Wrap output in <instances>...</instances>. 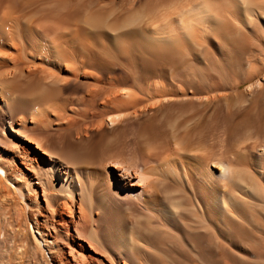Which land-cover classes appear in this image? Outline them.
Listing matches in <instances>:
<instances>
[{"label":"bare ground","instance_id":"bare-ground-1","mask_svg":"<svg viewBox=\"0 0 264 264\" xmlns=\"http://www.w3.org/2000/svg\"><path fill=\"white\" fill-rule=\"evenodd\" d=\"M255 1L0 0V264H128L119 258L132 252L140 232L151 233L150 220L175 223L187 207L180 189L166 181L182 180L181 164L194 165L202 186L214 193L237 183L242 195L259 197L254 185L246 186L245 170L227 158L208 162L203 148L178 136L175 116L165 119L168 150L144 161L108 156L88 183L80 167L65 162L52 143L68 135L80 142L176 102L222 100L224 92L197 95L183 87L152 88L143 100L119 79L103 76L101 69L130 52L147 57L204 42L216 46L225 39L234 41L237 23L260 20L263 11L258 8L264 6ZM261 87L264 74L245 91L251 94ZM15 107L20 111L13 113ZM240 196L216 194L214 209L222 217L236 213ZM96 198L104 208L113 201L128 209L134 202L145 211L140 218L124 213L117 220L114 241L120 254L111 255L99 243L97 224L104 210L96 206ZM13 235L21 238L17 246L7 243Z\"/></svg>","mask_w":264,"mask_h":264},{"label":"rangeland","instance_id":"rangeland-1","mask_svg":"<svg viewBox=\"0 0 264 264\" xmlns=\"http://www.w3.org/2000/svg\"><path fill=\"white\" fill-rule=\"evenodd\" d=\"M257 1L256 6H264V0ZM263 8L258 9L264 12ZM263 12L259 13L260 20L252 24L253 27L237 23L239 36L234 41L225 39L221 45L216 43V46L204 42L180 52H162L148 55L149 57L130 52L127 56L119 55L110 59V63L101 69L103 76L112 75L113 79H119L124 86L135 90L141 97L144 96L143 100H148L152 88L155 91L156 88L176 90L182 87L193 89L197 95L224 92L227 95L222 100L213 98L215 101L210 99L204 104L197 99L176 102L165 109L158 108L159 110L144 113L140 119L120 124L115 129L104 128L102 132L80 142H76L70 135L65 136L66 139L62 141L54 139L52 142L65 162L80 167L81 173H84L83 180L88 183L95 176L96 167L108 156L118 155L132 159L137 156L136 159L144 161L148 155L154 156L168 150L169 128L165 119L175 116L179 118L177 126H180L176 134L203 148L202 158H208V162L215 158L233 161V164L245 170L243 173L248 179L246 186L252 189L254 185L258 190L257 195L260 193L257 198L242 195L237 183L227 184L226 188L217 187L214 193L212 189L202 186L194 165L181 164L178 171L182 180L171 177L172 180L168 179L166 181L169 182L166 183L172 189H180L187 206L183 208L184 215L181 213L182 216L175 223L150 220L151 233L146 235L140 232L132 252L128 256L121 255V261L128 264H264V213L261 212L264 208V87L251 94L245 91L253 80L264 74ZM145 63H150L151 67H145ZM12 111L19 112L20 108L15 107ZM6 113L9 114L10 111ZM148 146L152 147L150 152L146 151ZM163 189L164 187L161 188V196H164ZM235 193L241 195L240 201L244 203L241 202L236 213L225 212L222 217L214 209L213 196L217 194L226 198ZM111 203V208H104L96 200V206L104 210L96 233L100 245L104 246L101 245L102 248L114 256L120 254L114 241L117 220L128 213L132 217H141L145 211L134 202H130L128 209H120L121 206L113 201ZM13 227L17 231L15 224ZM13 236H10L7 243L17 246L21 238Z\"/></svg>","mask_w":264,"mask_h":264}]
</instances>
